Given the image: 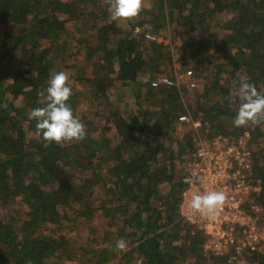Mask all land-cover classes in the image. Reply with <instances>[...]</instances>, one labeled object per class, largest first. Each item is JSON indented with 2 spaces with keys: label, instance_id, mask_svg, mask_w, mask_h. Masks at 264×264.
<instances>
[{
  "label": "trees",
  "instance_id": "1",
  "mask_svg": "<svg viewBox=\"0 0 264 264\" xmlns=\"http://www.w3.org/2000/svg\"><path fill=\"white\" fill-rule=\"evenodd\" d=\"M126 23L106 0H0V264H229L179 214L192 142L178 115L194 93L208 134L253 133L264 212V124L234 127L230 97L241 77L264 90V0H147ZM166 30L169 42L145 36ZM177 58L198 89L151 84ZM68 67L87 135L45 146L28 116L45 105L50 72ZM116 83L130 112L110 96Z\"/></svg>",
  "mask_w": 264,
  "mask_h": 264
},
{
  "label": "built area",
  "instance_id": "2",
  "mask_svg": "<svg viewBox=\"0 0 264 264\" xmlns=\"http://www.w3.org/2000/svg\"><path fill=\"white\" fill-rule=\"evenodd\" d=\"M148 39L158 40L151 32ZM191 69L162 74L151 81L152 85L196 84ZM181 79V80H180ZM183 110L178 115L183 131H191L192 150L181 176L183 188L179 201L180 218L186 225L201 230L204 235L203 250L225 255L229 264H261L264 257V212L255 195L260 188V178L254 168L255 142L253 133L244 129L239 134L217 132L208 134L207 122L194 116L182 96ZM192 179L193 184L186 182ZM210 189L223 191L226 201L214 217L194 214L188 208L190 194ZM139 258L136 264H144Z\"/></svg>",
  "mask_w": 264,
  "mask_h": 264
},
{
  "label": "clouds",
  "instance_id": "3",
  "mask_svg": "<svg viewBox=\"0 0 264 264\" xmlns=\"http://www.w3.org/2000/svg\"><path fill=\"white\" fill-rule=\"evenodd\" d=\"M110 18L116 22H130L137 19L144 9L145 0H106ZM234 85L237 82L234 81ZM45 95V93H41ZM72 95L69 75L65 71H52L47 81L45 105L29 113V120L36 121V135L45 142V146L71 144L86 138L85 124L74 115L68 103ZM230 97L238 98L239 104L233 118L234 127L259 126L264 124V90H258L254 83L241 77L238 86L230 91ZM186 182L193 184L192 179ZM226 201L223 191L210 189L193 191L190 194L188 208L194 214L214 217ZM128 245L124 239L115 243V251H125Z\"/></svg>",
  "mask_w": 264,
  "mask_h": 264
},
{
  "label": "rangeland",
  "instance_id": "4",
  "mask_svg": "<svg viewBox=\"0 0 264 264\" xmlns=\"http://www.w3.org/2000/svg\"><path fill=\"white\" fill-rule=\"evenodd\" d=\"M145 3H147V0H145ZM116 22V21H115ZM116 24L118 26H120L121 28H126L127 27V23L126 22H116ZM3 28V26L0 24V30ZM171 32H169V30H166V31H160L159 33H154L157 37H158V40L160 39H164L165 42H169L170 39H169V34ZM177 43V39L175 40H172L171 41V48L174 46V44ZM76 56H78L79 58V55L77 54ZM75 56V57H76ZM175 56V55H174ZM74 57V58H75ZM175 58V57H174ZM181 59H174L173 61V64H172V74H175V72H177L178 74H180L182 76V80H185V78L183 77V75L181 74V72L183 71V69L181 68ZM73 68L74 67H68L65 69V72L68 74V75H71L72 74V71H73ZM89 68V67H88ZM87 68V69H88ZM210 71V70H209ZM181 80V79H180ZM117 86H114L111 88L110 90V96L111 98L115 101L116 104H118V106L121 108V109H124L126 110L127 112H130L131 109H134V106H135V103H134V99L133 97L130 95V92L127 91V92H123V91H126L128 90V87L126 86H122V85H119V83H116ZM192 89L190 90H196L198 89V85H194L193 87H191ZM118 95H121L120 98H117ZM185 100L187 101L188 104H191L192 106H195V103H196V100H197V95L194 93L192 95H189V97H185ZM93 119L95 121L98 120V118L96 117V115L94 114V117ZM183 129V126L181 127L180 126V130ZM8 209H11V207H9ZM79 232V231H78ZM83 231L80 230V233H82ZM63 264H80V261L76 258L74 259H71V260H66Z\"/></svg>",
  "mask_w": 264,
  "mask_h": 264
}]
</instances>
